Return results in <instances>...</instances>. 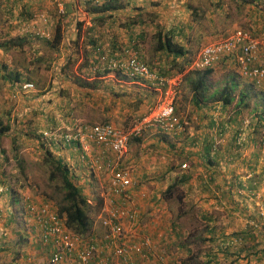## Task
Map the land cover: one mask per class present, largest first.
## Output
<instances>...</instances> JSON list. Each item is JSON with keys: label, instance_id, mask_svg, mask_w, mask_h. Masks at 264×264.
Listing matches in <instances>:
<instances>
[{"label": "crops", "instance_id": "obj_1", "mask_svg": "<svg viewBox=\"0 0 264 264\" xmlns=\"http://www.w3.org/2000/svg\"><path fill=\"white\" fill-rule=\"evenodd\" d=\"M3 1L1 6L9 12L2 18L1 23L4 24H0V32L4 33L0 35V39L15 35L28 42V37L39 27L43 30L39 22H34L36 24L34 27L31 25L30 18L33 11L45 12L48 16V24L53 23L50 18L54 17H50L47 7L38 6L40 0H19L22 1L24 16L27 15L24 17V23H28L20 30L19 22H23L18 12L20 3L15 0ZM102 1L92 2L99 4ZM116 1L122 6L106 11L104 13L106 19H103L102 26L95 23L91 19L92 15L84 10L83 0H74L75 5L72 4L70 10L71 15L68 13V16L61 21L63 25L61 39L64 41V51H66V59L62 62V66L68 58L71 63L62 68L63 73L58 79L61 84L57 89L49 88L43 94H47V98L55 93L65 96L64 102L69 106H72V103L93 105L97 100L96 104H99L100 101L105 102L104 96L112 106L105 105V109L102 110L105 117L102 118L108 122L115 118L117 127H121L124 120H131L140 115L146 105L156 100L158 94L149 86L147 80L129 76L120 70L106 69L104 63L102 64L103 58L126 56L129 52L126 51L129 49L127 48L129 31L124 27L127 16L154 11L158 17L161 16L159 13L162 10L161 5L171 4L172 7L169 5L166 9L168 10L165 13L166 20L160 23L163 29L173 28L175 33L186 32L187 37L190 34L194 35L197 20L184 17L189 14L184 2L190 3L191 0H153L152 3L151 0H142L146 1L144 4H141L140 0ZM82 19L83 26L92 27L91 34L94 38L92 43L95 49L92 50V45L85 43L86 55L90 62L85 69L80 66V60L85 53H77L80 47L82 51V38L77 44L73 43L76 20ZM68 23L70 24L67 25ZM153 23L154 21L143 22L132 31L134 34L142 29L147 32ZM212 33L203 30L196 37L202 36L203 39L208 40ZM4 50L6 51V48ZM142 52L144 51L138 52L140 57ZM151 55L153 56L151 62L156 61L158 54L154 56L151 52ZM77 57L79 60L73 64ZM163 63L161 61L160 64ZM72 65H74L73 73L76 74L73 76ZM27 70H29L27 67L21 69L13 65L12 78L17 77L18 80L27 81ZM77 76L89 81L92 79L97 81L98 89L91 91L89 99L81 93H73L72 89L76 91L78 88L68 86L65 82L67 77L71 81ZM67 90H71L72 93L68 94ZM179 96L181 99L182 95ZM38 99L39 95H36L30 102L35 104ZM137 100L140 102L135 108L134 103ZM186 100L189 113L180 112L176 106L184 126L181 134H166L148 129L139 138L128 141L127 152L121 162V166L129 170L131 178V198L126 202V206L145 224L141 229L158 242L168 230H173L171 225L175 229H181L180 225L177 227L176 224L179 220L182 224V217L193 215L197 220L202 221L205 227V242L209 244L208 250L204 252V264H264V140L263 135L260 134L262 131L264 133V128H261V124L263 127L264 124L259 120L257 126L260 127L256 128L255 123H251L252 126L248 128L241 127L238 115L230 118V122L222 119L225 109L221 110L220 103L207 104L204 113L202 109L197 111L192 105V108L189 107L191 104L189 95H186ZM82 118L75 119L83 120ZM177 156H181V159L176 160ZM182 164L185 166L181 167ZM76 179V185L86 197L85 181L79 176ZM0 183L8 184L3 180ZM170 186L172 188L169 191ZM22 188L23 186L16 185L11 187L8 193L0 194V264H50L52 247L50 244L40 243L34 230L31 229L27 233L24 230L25 234H22L24 240L20 244L15 243L14 235L17 236V233L15 230L12 232L10 228L14 225L13 222L18 223L17 215L24 222L22 206L25 201L34 199L28 190ZM173 192L180 197V201L178 198L175 201L166 196L173 195ZM19 210L21 214L18 213ZM123 224L129 225L128 221H123ZM236 235L242 238L241 242L236 247L228 246L229 239ZM159 247L162 248L161 242Z\"/></svg>", "mask_w": 264, "mask_h": 264}, {"label": "rangeland", "instance_id": "obj_2", "mask_svg": "<svg viewBox=\"0 0 264 264\" xmlns=\"http://www.w3.org/2000/svg\"><path fill=\"white\" fill-rule=\"evenodd\" d=\"M16 1L21 5H19L21 11H18L23 20L22 23L19 22V29L21 30V28L28 24L27 22L24 23V17L27 15L24 16L25 11L22 7V1L19 2V0H15V2ZM59 1L62 2L64 8V14L62 15L56 11L54 4L55 0H40L39 2L41 3L38 4V6L41 5L40 8L47 7L46 9L50 11V17H54L50 18L53 23L47 24V26L44 27L48 33V38L39 37L32 32L33 34L28 37V42L22 38L16 40L18 36L15 35L6 36V39H0V44H3L0 49V127L4 124L8 126V130L0 135V182L3 180V182L5 181L8 183L5 184V186H7L9 190L16 185L23 186L22 189L28 190L34 198L31 200L38 201L40 199H45L48 201L49 205L57 211L55 204L45 197L56 193L48 186L47 168L42 160L44 156V146L42 147L40 144V142L43 141L49 151H51V155L54 158L60 159L67 165L71 178L74 179L75 182L77 181V176L82 177L83 181H85V183L83 182L86 184L87 188V194L85 195L92 205L88 212L91 221V233L98 239L103 233V228L99 223L100 218L104 216L101 208L102 206H106L109 197L107 173L102 170L94 171L90 169L88 165L81 161L79 157L80 151L73 148L72 145L64 146L60 142L58 134L46 140H44L40 134L42 131L48 129H59L57 132H61L64 128L69 126L68 121L77 117L82 118L81 116H83L82 119L88 123L105 121L104 118H102L105 117L103 116L102 110H104L106 106H112V103L106 100L104 96L103 100L105 102L100 101L99 104H96L97 100L93 105L89 103L74 105L72 103V106H69V104L64 102L65 96L55 93L52 94L50 98H47V94H43L49 88L57 89L59 85L58 82H60L58 79L63 71V69L60 70V68L62 67V62L66 59L63 39L55 42L53 38L57 27H59L62 35L63 25L61 21L68 16V13L70 14V10L72 9L71 6L72 4L75 5V2L74 0ZM3 2V0H0V24H4L1 23L2 18L7 16L9 12L8 9L1 6ZM15 2H12V4ZM152 2L153 0H151V3ZM222 2V7L216 8L215 10V7L213 8V6L208 3V0H191L190 4L198 8L196 15H193V17L197 19L195 22L196 30L194 31V35L190 36L188 44H185L192 55H195L202 44L207 41V39H203L202 36L196 37L199 35L198 33L203 30L206 32H213L209 39L225 36L234 28L238 27L248 29L254 34L264 31V27H261V31L258 24L257 27L255 25L258 22H263L262 17H264V12L262 11V7L264 6V0H261L260 4L256 5V8L260 9L262 13L255 12V23L249 20L248 14L246 13L248 8L253 10V8H250L252 4L250 6L248 3L244 6H236L232 0H222ZM140 3L144 4L146 1L140 0ZM187 3V1L184 2L185 5ZM169 5L172 7L171 4L161 5L162 10L159 12L161 16L157 17V15H155L157 13L154 11L146 12L142 15L144 21L150 19L152 22L154 21L152 27L149 28L147 32L145 31L144 39L140 41V44L138 43L140 51H144L141 53L143 59L148 62L147 64L150 66H152L151 61H153V56L151 55L154 45L153 34L158 28L163 29L160 21L166 20L165 13L168 11L166 9H168ZM81 7L83 6L81 5ZM74 8L77 10L75 6ZM34 12L36 11L32 13ZM184 15L185 14H183V16ZM187 15L188 16L184 17L191 18L189 14ZM68 18H70V16ZM71 22H73V20H71ZM69 24L70 23L67 25ZM3 33L0 32V35H3ZM47 41H49V43H47ZM4 48H6V51ZM78 51V54L83 52L81 51V47ZM79 56L81 58V55ZM78 60L79 57L74 60L73 64ZM13 65L19 66L21 69H23V67L29 69L27 70L28 75L26 74V78L27 81L33 84L31 90L15 92L16 86H12L11 83L16 81L24 82V80H13L14 78H8L10 77L9 75L12 76L13 74ZM73 66L74 65L71 67L72 76L76 75L73 73ZM62 68H64V66ZM230 75L235 78L237 86L234 91H232L231 95H233V100L225 107L222 119L228 121L233 116L238 115L240 126L248 128L251 122L254 123L257 121L258 115H264V89L240 77L231 62L218 66L214 70L210 77V89H219L223 85L224 80L228 79ZM81 77L85 76L81 75ZM9 79L11 80L8 81ZM240 90L246 92L247 95L240 100V103H237ZM51 92L49 94H51ZM66 92L68 94L72 92L80 93V91H74V89H72V92L71 90H67ZM184 93H186V89L183 84H181L174 99V106H177L180 112L187 111V100ZM180 94L182 95L181 99L179 96ZM36 95H39V99L35 104H32L30 100ZM189 105L188 106L192 108L191 104ZM179 115L180 114H178V116ZM110 120L111 124L117 126V120L115 118ZM179 159H181V157L177 156L176 160ZM166 196L175 201L178 198L180 201V197L174 192L173 195L168 194ZM18 213L21 214V211L19 210ZM13 214L15 215L14 212ZM16 217L18 223L12 221L14 225L10 228L12 232L15 230L17 233V236L14 235V237H16V239H14L15 243H17L18 240H24L22 234L31 230L29 224L25 221L23 222L19 215ZM181 221L182 224L179 220L176 226L178 227L180 225L181 229L184 230L180 228L175 229L173 225H171L173 230H168L165 236L159 240L163 248H161V251L166 255L168 264H204V252L208 250L207 246L209 245L208 242H205L204 223L197 220L193 215L182 217ZM128 224L130 229L135 231L136 234H147L141 229L145 224L139 220L138 216L135 217L134 222L131 221L128 222ZM130 229L128 227L129 231ZM215 262H217V260Z\"/></svg>", "mask_w": 264, "mask_h": 264}, {"label": "built area", "instance_id": "obj_3", "mask_svg": "<svg viewBox=\"0 0 264 264\" xmlns=\"http://www.w3.org/2000/svg\"><path fill=\"white\" fill-rule=\"evenodd\" d=\"M54 4L57 13L64 14L62 2L55 0ZM30 20L33 27L38 22L43 27V30L39 27L34 34L48 38L44 29L49 22L47 14L36 11ZM126 51H129L126 56L101 57L102 64L106 69L120 70L129 76L147 80L151 88L158 92L156 100L146 106L126 129L110 122L88 123L71 119L69 126L58 133L64 146L72 145L80 151L81 161L90 169L108 173V203L102 206L104 216L99 220L102 235L98 239L92 234L84 238L71 232L65 226L64 217L45 199L28 200L22 206L23 219L36 232L37 240L52 247L50 264H168L157 240L148 234H136L129 225L126 228L123 224V221L134 222L136 215L126 206L131 198V178L129 170L122 167L121 162L127 152L128 141L148 129L173 135L184 131L183 123L173 108L182 74L175 73L170 77L157 75L136 51ZM224 60L231 62L240 77L264 89V31L254 34L250 30L234 28L225 36L211 39L199 48L187 69L212 68ZM11 84L16 86L15 92L33 88L30 81ZM57 130L42 131L41 134L43 137H55ZM9 191L5 184L0 183V194ZM240 242L241 237L236 235L229 239L227 245L236 247Z\"/></svg>", "mask_w": 264, "mask_h": 264}, {"label": "trees", "instance_id": "obj_4", "mask_svg": "<svg viewBox=\"0 0 264 264\" xmlns=\"http://www.w3.org/2000/svg\"><path fill=\"white\" fill-rule=\"evenodd\" d=\"M93 0H83V3L85 4V11L89 14L92 15L91 19L94 20L95 23L97 24H103V19H106V15L104 14L106 11L109 10H115L119 7L122 6V4H118L116 0H103L101 3L97 4L92 2ZM236 6H244L246 3L251 5L250 8L246 11L248 14L247 16L249 17V20H252L251 22H256V19L254 18L255 12L262 13L264 12V6L262 7V11L258 8H256L257 4H260L261 0H232ZM208 3L213 6V8H221L222 7V0H208ZM186 9L189 11V15L193 20H197L196 18L193 17V15H196V11H198V8L191 5L190 3L185 5ZM143 13H136L134 16L129 17L127 16L126 18V23L124 24V27L128 29L129 31V46L127 48L131 49V51H136V53L140 52V41L143 40V35L145 36V32L140 30L137 34H134L132 29L134 27H139L142 25L141 23L145 22H151L152 20L144 21L142 18ZM262 23H256L260 27H264V17H262ZM76 31L74 33V44H77V41L82 38V51L83 56L82 60L80 61V66L81 68H86L88 64L90 63L88 61V57L86 55L85 50V43L92 45L91 49L94 48V38L92 33V27L90 26H83V19L82 20H76ZM253 23V24H254ZM242 30H248L242 27H238ZM262 31V30H261ZM256 34V33H255ZM154 35V45L152 47V53L155 56V54H158L156 61L151 62L152 66L147 64L142 55L141 59L147 64V66L152 69L153 71L156 72L157 75L160 76H166L170 77L174 75L175 73H180L181 79L180 83L178 86H183L186 89V93H184V96L189 95L191 105L199 111L200 109L204 110L205 113V106L207 104L211 103H220L221 104V110L225 109L227 104H229L233 100V95L232 91L236 88L237 84L235 82V78L230 75L228 79L224 80L223 85L219 88L216 89L214 88L211 90V81L210 77L213 74L214 70L218 66H222L226 63H230L228 61H221L218 65L212 68H206V69H187L190 61L194 58L196 55H192L191 52L188 51L187 46L185 45L186 43L188 44V41H190V35L187 37V33L180 31V32H174L173 28H167V29H162L158 28L157 31L153 34ZM62 37L61 31L59 27L55 29V34L53 41L60 40ZM214 38V37H213ZM20 37H16V40H20ZM212 38L208 39L207 41L211 40ZM206 41V42H207ZM49 43V41H47ZM139 43V44H138ZM204 44V43H203ZM202 44V45H203ZM98 45V44H96ZM114 45V44H113ZM3 46V44H0V48ZM70 58L67 59V62L64 64L65 66H68L70 62ZM161 61H163V65H161ZM63 67V66H62ZM60 68V70L62 69ZM61 73V71H60ZM63 73V71H62ZM18 76V74L16 73ZM12 78L14 75H9ZM13 80H18L17 77ZM68 86H75L78 88L77 91H80L81 94L84 96H87L88 99L90 98V93L91 91H94L95 89H98L97 87V81L92 79L91 81L86 80L85 78H80V77H75L73 80H69V77H67L66 81ZM65 83V84H66ZM61 82H59V85ZM247 93L244 92L243 90L239 91V100L237 103H240V100L246 96ZM140 101L137 100L134 103V106L136 108L137 104ZM174 108V113L178 116V112L176 110V106H173ZM205 108V109H204ZM139 116V115H138ZM137 117V116H136ZM135 117V118H136ZM134 118V119H135ZM126 119L123 121L122 125L120 128L126 129L128 128L133 120ZM253 120V119H252ZM261 121V123L264 124V115H258L257 121L254 122V126L257 128V124L259 123L258 121ZM181 121V120H180ZM231 120L229 119L228 122ZM108 121H102V123H105ZM182 122V121H181ZM252 123V122H251ZM260 127V126H259ZM261 128H264L263 125L261 124ZM8 130V126L4 124L2 127H0V135H2L5 131ZM55 129H48L45 131H53ZM59 131V130H57ZM55 131L54 134H58L60 132ZM62 132V131H61ZM256 132V131H255ZM163 133V132H162ZM257 133V132H256ZM41 134V133H40ZM261 136L264 134L263 131L260 133ZM259 135V133H258ZM40 136V135H39ZM41 137L46 140V139H51L53 137L51 136H45L43 137L41 134ZM240 139L242 138L240 135L238 136ZM139 137H134V139H137ZM133 139V138H132ZM60 140V138H59ZM61 142V140H60ZM241 142V140H240ZM55 143V142H53ZM41 146H44V156L42 158L43 163L46 165L47 168V181H48V186L54 190L56 194H52L51 196H45L47 200H51L52 203L55 204L57 213L61 216L64 217V223L65 226L73 233L81 236V237H88L92 233L91 229V221L89 219V209L92 206L86 199V197L82 194L79 186L76 185L75 180L71 178L69 169L63 161H61L58 158H54L51 155V151H49L48 147H46V144L42 141L40 142ZM56 144V143H55ZM181 157V156H179ZM22 170V169H20ZM175 183H173L174 185ZM171 186L169 187V191ZM242 239V238H241ZM21 241L18 240L17 244H20Z\"/></svg>", "mask_w": 264, "mask_h": 264}]
</instances>
